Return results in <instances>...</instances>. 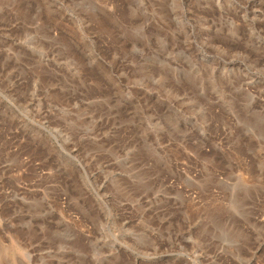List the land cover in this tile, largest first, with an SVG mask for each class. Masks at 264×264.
<instances>
[{
  "label": "rangeland",
  "instance_id": "374dc122",
  "mask_svg": "<svg viewBox=\"0 0 264 264\" xmlns=\"http://www.w3.org/2000/svg\"><path fill=\"white\" fill-rule=\"evenodd\" d=\"M0 264H264V0H0Z\"/></svg>",
  "mask_w": 264,
  "mask_h": 264
}]
</instances>
